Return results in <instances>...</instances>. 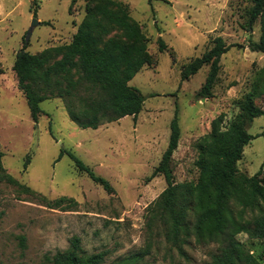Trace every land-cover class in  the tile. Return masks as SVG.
I'll use <instances>...</instances> for the list:
<instances>
[{
	"label": "rangeland",
	"instance_id": "1",
	"mask_svg": "<svg viewBox=\"0 0 264 264\" xmlns=\"http://www.w3.org/2000/svg\"><path fill=\"white\" fill-rule=\"evenodd\" d=\"M120 1L129 5L146 34L153 63L129 81L144 96L136 120L125 116L92 129L71 121L59 98L40 103L43 113L35 123L12 69L24 46L37 53L70 42L84 17L86 0H0L2 165L36 192L0 180V264H53L52 256L68 248L74 235L87 253L105 252L102 264H204L218 251V244L199 242L192 233L181 234L178 243L168 239V225L153 219L151 212L166 181L162 174L149 177L167 147L177 110L180 138L171 161L174 182L196 181L198 139L220 113L226 122L235 117L239 102L254 90L261 75L264 53L247 47L249 40H258L259 20L249 25L248 0ZM33 20L37 24L27 37ZM216 36L230 48L220 58L212 96L204 98L197 93L209 65L187 80L181 81L180 73L184 64L213 45ZM159 38L166 44L164 50L159 49ZM253 103L264 109V95ZM246 129L252 138L237 168L251 176L264 161V117H255ZM62 149L107 179L114 191L107 192L79 172L66 152L57 160ZM27 155L30 162L25 168ZM61 196L77 204L47 205ZM193 221L189 213L187 223ZM236 237L264 264V240L244 233Z\"/></svg>",
	"mask_w": 264,
	"mask_h": 264
},
{
	"label": "trees",
	"instance_id": "2",
	"mask_svg": "<svg viewBox=\"0 0 264 264\" xmlns=\"http://www.w3.org/2000/svg\"><path fill=\"white\" fill-rule=\"evenodd\" d=\"M248 1L251 2L248 23L252 25L259 20L260 33L258 40L248 41L247 47L264 53V0ZM212 41L213 45L184 64L180 73L181 81L187 80L202 66L209 65L206 79L197 93L204 98L212 96L220 58L230 48L221 36ZM157 42L159 49L164 50L165 42L161 38ZM25 48L17 51L12 69L35 123L43 113L40 103L53 98L63 101L69 119L80 128L96 129L125 116L135 121L141 112L144 96L129 81L153 61L147 48V36L132 18L127 3L86 0L84 17L70 42L37 53ZM258 95H264V67L254 90L239 102L235 117L226 122L225 114L220 113L211 120L209 132L198 139L196 181L174 182L171 161L180 138L176 110L170 121L167 147L149 177L162 174L166 181L151 212H154L153 219H162L168 225V239L178 243L181 234L192 233L199 242L218 244V251L204 264H263L236 237L244 233L250 239L264 240V161L251 176L237 168L244 146L252 138L246 126L255 117H264V109L253 103ZM64 152L79 172H84L107 192L114 191L107 179L95 174L71 151L62 149L57 160ZM2 156L0 151V180L36 195L33 189L7 172ZM29 162L27 155L25 168ZM42 199L46 198L42 196ZM76 204V200L67 196L47 202L49 207L62 208ZM189 213L194 216L192 224L187 223ZM248 214L252 216L247 218ZM104 257L103 251L87 253L80 237L74 235L69 239L68 248L58 250L51 261L53 264H102Z\"/></svg>",
	"mask_w": 264,
	"mask_h": 264
},
{
	"label": "water",
	"instance_id": "3",
	"mask_svg": "<svg viewBox=\"0 0 264 264\" xmlns=\"http://www.w3.org/2000/svg\"><path fill=\"white\" fill-rule=\"evenodd\" d=\"M37 24V20H33L31 27L27 32V37L31 34L32 28Z\"/></svg>",
	"mask_w": 264,
	"mask_h": 264
}]
</instances>
